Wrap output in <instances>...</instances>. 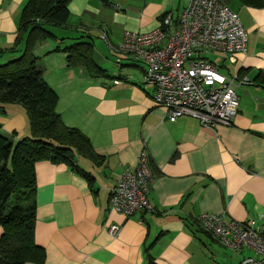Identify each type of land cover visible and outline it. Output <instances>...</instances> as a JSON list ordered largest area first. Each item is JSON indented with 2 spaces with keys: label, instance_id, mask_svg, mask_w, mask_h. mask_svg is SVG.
<instances>
[{
  "label": "crops",
  "instance_id": "0c3cea01",
  "mask_svg": "<svg viewBox=\"0 0 264 264\" xmlns=\"http://www.w3.org/2000/svg\"><path fill=\"white\" fill-rule=\"evenodd\" d=\"M188 2L111 0L106 7L100 0H71L68 25L55 27L57 33L51 27L54 41L37 44V63L58 93L62 120L83 132L103 161L76 156L90 179L66 162L36 163L35 238L46 259L25 264H240L245 256L259 257L250 249L223 246L197 220L205 212H227L264 228V86L256 81L264 75V6L224 0L240 15L248 45L236 62L223 60L220 70L241 71L240 77L250 80L236 87L239 112L229 126L212 129L189 115L170 121L154 88L142 85L146 65L115 49L126 31L150 32L167 12L177 17ZM25 3L0 0V49L5 50L0 64L21 54L23 46L15 52L8 48L15 44ZM80 36L92 39L104 73L70 66L67 54L56 50ZM109 56L121 59L119 70ZM0 125L5 134L15 132V140L32 133L20 103H0ZM144 146L155 175L148 195L153 210L127 216L111 207L110 189L136 165ZM113 224L120 226L116 234L109 231Z\"/></svg>",
  "mask_w": 264,
  "mask_h": 264
},
{
  "label": "built area",
  "instance_id": "2783aa9c",
  "mask_svg": "<svg viewBox=\"0 0 264 264\" xmlns=\"http://www.w3.org/2000/svg\"><path fill=\"white\" fill-rule=\"evenodd\" d=\"M102 38L111 46L107 33ZM247 45L240 15L224 0H189L177 17L167 12L150 32L126 31L115 49L146 65L142 85L154 88V99L170 121L189 115L215 129L233 124L240 104L236 87L250 80L238 72L226 75L208 55L220 53L222 61L236 62ZM116 63L122 66L120 58ZM154 176L144 146L136 165L126 168L110 189L111 207L127 216L152 211L148 195ZM198 221L223 246L234 252L250 249L259 256H245L240 264H264V228L255 219L239 221L227 212H205ZM119 229L117 224L109 227L111 234Z\"/></svg>",
  "mask_w": 264,
  "mask_h": 264
},
{
  "label": "trees",
  "instance_id": "16d2710c",
  "mask_svg": "<svg viewBox=\"0 0 264 264\" xmlns=\"http://www.w3.org/2000/svg\"><path fill=\"white\" fill-rule=\"evenodd\" d=\"M100 1L106 7L111 5V0ZM239 1L252 7L264 6V0ZM70 2L26 0L19 16L15 44L8 48L15 52L23 46L21 55L0 64V103H20L32 131L31 135L15 140L16 133H3L0 125V226L3 228L0 264L44 263L46 259L45 249L35 238L36 163L40 160L66 162L90 179L92 175L78 164L76 156L103 161L83 132L64 123L57 111L58 93L48 84L37 63V44L56 37L51 27L68 25ZM82 38L56 50L67 54L70 66H85L94 75L104 73L94 58L92 39ZM256 81L264 86V75L260 73Z\"/></svg>",
  "mask_w": 264,
  "mask_h": 264
},
{
  "label": "rangeland",
  "instance_id": "374dc122",
  "mask_svg": "<svg viewBox=\"0 0 264 264\" xmlns=\"http://www.w3.org/2000/svg\"><path fill=\"white\" fill-rule=\"evenodd\" d=\"M55 32H56V30H58L57 28H55V27H53L52 28ZM57 33V32H56ZM49 40H53L54 41V38L52 39V38H50ZM95 40L96 41H102L104 44H105V42L100 38V37H98V35L96 34L95 35ZM21 55V54H20ZM222 57H223V55L222 54H220V53H215V54H209L208 55V59L209 60H212V61H214V62H216L217 64H221L222 63ZM109 60H111V61H113L114 63V67H115V69L116 70H119V67H118V65L116 64V59H115V57H111V56H109ZM137 64H139V65H141V66H143V64H141V63H139V62H136ZM222 71H226V69H225V67H222Z\"/></svg>",
  "mask_w": 264,
  "mask_h": 264
}]
</instances>
